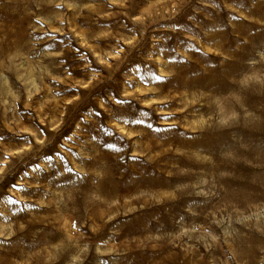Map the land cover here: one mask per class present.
Segmentation results:
<instances>
[{
    "label": "rangeland",
    "instance_id": "1",
    "mask_svg": "<svg viewBox=\"0 0 264 264\" xmlns=\"http://www.w3.org/2000/svg\"><path fill=\"white\" fill-rule=\"evenodd\" d=\"M263 64L264 0H0V264H264Z\"/></svg>",
    "mask_w": 264,
    "mask_h": 264
},
{
    "label": "bare ground",
    "instance_id": "2",
    "mask_svg": "<svg viewBox=\"0 0 264 264\" xmlns=\"http://www.w3.org/2000/svg\"><path fill=\"white\" fill-rule=\"evenodd\" d=\"M260 69H263L264 68V64L259 67ZM255 69V68H254ZM258 69V68H256ZM257 75L259 74L258 71H256ZM250 84L252 86V89H251V86H249L250 90L253 92L254 94V97H255V102H264V82H257L254 77H252L250 79ZM241 88H245V85H241ZM264 112V111H263Z\"/></svg>",
    "mask_w": 264,
    "mask_h": 264
}]
</instances>
